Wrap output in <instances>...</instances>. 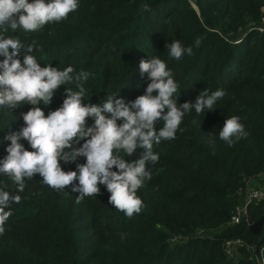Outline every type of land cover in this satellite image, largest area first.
Here are the masks:
<instances>
[{
	"label": "trees",
	"instance_id": "trees-1",
	"mask_svg": "<svg viewBox=\"0 0 264 264\" xmlns=\"http://www.w3.org/2000/svg\"><path fill=\"white\" fill-rule=\"evenodd\" d=\"M78 3L65 20L35 32L9 29L3 34L26 45L35 40L30 54L41 67L71 66L73 76L89 72L83 82L85 103L100 104L110 94L125 102L142 95L149 81L139 62L153 57L165 61L180 84L173 97L178 103L194 102L205 89L226 94L212 111L186 113L175 139L153 146L159 161L148 165L152 179L137 192L144 207L132 218L108 204L103 185L99 195L77 202L79 194L70 187L54 190L39 174L25 179L21 193L0 174V188L22 197L11 204L12 215L0 235V264H258L253 250L261 234L248 231L244 213L237 224L230 219L235 208L243 207L252 222L263 215L264 200L245 206L244 194L254 179L264 180V0ZM144 5L150 10L144 11ZM173 40L191 46L192 55L171 58L165 45ZM24 54H19L21 61ZM75 83L62 85L49 105L37 107L45 115L60 107L66 88L77 90ZM31 107H0V159L10 143L4 135L24 126L21 114ZM232 115L240 116L247 136L229 147L218 130ZM21 143L32 150L26 140ZM142 151L137 148L124 159L131 162ZM84 162L76 157L60 163L69 171ZM227 241L238 243L226 246ZM259 259L264 264V246Z\"/></svg>",
	"mask_w": 264,
	"mask_h": 264
},
{
	"label": "clouds",
	"instance_id": "clouds-1",
	"mask_svg": "<svg viewBox=\"0 0 264 264\" xmlns=\"http://www.w3.org/2000/svg\"><path fill=\"white\" fill-rule=\"evenodd\" d=\"M78 6V0H0V107L16 109L25 103L33 106L21 114L24 126L3 137L10 143L5 149L7 155L0 159V174L11 179L16 193L24 191L26 178L39 174L43 183L54 190L62 192L70 187L79 194L77 202L99 195V185H103L109 193L108 204L132 218L144 207L137 192L152 179L148 165L159 161L153 146L174 140L186 113L193 109L197 115L205 114L206 109L212 111L226 93L219 89L209 94L205 89L194 102L178 103L173 97L180 84L166 62L153 57L139 62L140 73L147 74L149 81L142 95L125 102L110 94L100 104L85 103L83 82L88 80L89 72L81 70L73 76L71 66L63 70L51 64L41 67L30 54L35 40L26 45L18 37L3 34L9 29L38 31L46 24L67 19ZM143 10L149 11V6L144 5ZM201 43L197 38L195 45ZM165 46L176 60L193 52L191 46L184 47L179 40ZM22 50L26 54L21 61ZM73 81L77 90L67 87L60 107L47 115L37 107L40 103L49 105L54 93ZM88 118L93 120L91 126ZM161 122L162 127L157 128ZM246 136L238 115L226 118L218 130V138L229 147ZM22 139L31 151L25 149ZM137 148L143 149L140 155L126 161L124 157L132 156ZM76 157H84L85 162L77 163L76 170L62 169L61 161L71 163ZM21 199L19 194L0 188V235L12 215L11 204Z\"/></svg>",
	"mask_w": 264,
	"mask_h": 264
},
{
	"label": "water",
	"instance_id": "water-1",
	"mask_svg": "<svg viewBox=\"0 0 264 264\" xmlns=\"http://www.w3.org/2000/svg\"><path fill=\"white\" fill-rule=\"evenodd\" d=\"M244 217H245L248 231L253 234H257V233L261 234L258 244L254 247V254L257 257V259H259V254H258L259 249L264 246V214L257 221L252 222L249 218L248 210L245 207Z\"/></svg>",
	"mask_w": 264,
	"mask_h": 264
},
{
	"label": "built area",
	"instance_id": "built-area-1",
	"mask_svg": "<svg viewBox=\"0 0 264 264\" xmlns=\"http://www.w3.org/2000/svg\"><path fill=\"white\" fill-rule=\"evenodd\" d=\"M247 191H248V194H247L246 199H245V206L250 201L257 202V201H260V200H264V192L259 191V190H252V189H248ZM243 213H244V207L241 208V209L240 208H235L234 215L230 219L231 223L237 224L238 221H239L238 220L239 219V216L241 214H243ZM263 214H264V206H263ZM236 243H238V242H232L231 244H228L226 246L233 245V244H236ZM258 264H262V262L260 261V262H258Z\"/></svg>",
	"mask_w": 264,
	"mask_h": 264
},
{
	"label": "rangeland",
	"instance_id": "rangeland-1",
	"mask_svg": "<svg viewBox=\"0 0 264 264\" xmlns=\"http://www.w3.org/2000/svg\"><path fill=\"white\" fill-rule=\"evenodd\" d=\"M247 188L252 189V190H259V191L264 192V180L263 179L262 180L261 179L255 180L254 179L252 182H250L248 184ZM247 194H248V191L246 190V192L244 194L245 199H246ZM232 242H238V241H227L226 245L231 244ZM253 254H254V250H253ZM258 254H259V252H258ZM254 256H255V254H254ZM255 258H256L257 262H260V259H257L256 256H255Z\"/></svg>",
	"mask_w": 264,
	"mask_h": 264
}]
</instances>
